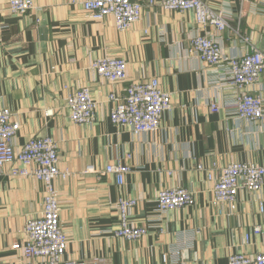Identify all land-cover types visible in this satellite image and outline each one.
Returning <instances> with one entry per match:
<instances>
[{
    "label": "crops",
    "instance_id": "crops-1",
    "mask_svg": "<svg viewBox=\"0 0 264 264\" xmlns=\"http://www.w3.org/2000/svg\"><path fill=\"white\" fill-rule=\"evenodd\" d=\"M31 1L28 14L13 15L7 0H0V106L20 124L16 149L33 137L48 136L57 145L59 168L69 173L55 182L68 239L64 262L227 264L231 253L264 252V209L259 207L264 190H241L234 210L216 207L206 171L196 169L200 164L217 175L230 163L264 165V120L237 119L233 93L218 88L224 70L189 53L190 39L203 33L193 12L165 11L144 0L141 20L117 31L110 17L91 20L84 0ZM202 1L228 18L231 27L220 35L226 56L249 51L243 37L264 53V0ZM104 56L127 61L128 81L158 78L170 94L171 109L157 131L135 136L111 124L113 104L107 97L111 92L123 96L128 82L107 83L93 73L92 63ZM83 87L97 103L92 125L73 124L65 107L66 97ZM250 92L264 99V74ZM211 104L219 112H212ZM47 111L52 115L45 116ZM117 161L131 169L122 186L105 173ZM8 170L0 173V264H14L17 253L10 247L24 239L26 222L39 217L43 205L42 185L11 177ZM172 187L190 192L194 204L157 212V193ZM122 198L137 201L130 220L149 229L138 241L112 234ZM255 227L260 234H253ZM174 251L180 254L177 261L170 256ZM163 255L171 258L164 263Z\"/></svg>",
    "mask_w": 264,
    "mask_h": 264
},
{
    "label": "built area",
    "instance_id": "built-area-1",
    "mask_svg": "<svg viewBox=\"0 0 264 264\" xmlns=\"http://www.w3.org/2000/svg\"><path fill=\"white\" fill-rule=\"evenodd\" d=\"M144 0H84L83 10L96 22L110 17L117 31H126L141 20ZM244 2L245 0H241ZM147 6H159L165 11L193 12L197 27L203 31L190 39L189 53L210 67L223 69L218 88L230 90L233 95L234 115L237 119L249 123L264 120V99L252 94L250 89L264 74V53L260 52L249 40L242 41L249 46L243 55H225L220 45V35L230 28L225 14L210 7L202 0H145ZM8 11L13 15H26L34 7L31 0H7ZM235 33H239L235 30ZM93 73L107 83H127L123 96L111 92L107 101L113 104L109 120L116 128H129L135 135L153 133L158 130L163 115L171 109L170 94L160 87L158 78L142 81H128V63L123 58L104 56L91 65ZM65 107L70 121L75 125H92L96 120L97 103L92 98L88 87H83L69 94ZM210 110L219 112L217 104H211ZM52 111L45 112L51 116ZM20 124L8 109L0 106V173L9 167L11 177L32 178L43 187V205L39 217L30 219L24 226L25 235L21 242L13 243L10 250L17 253L14 264H79L64 262L68 248V239L60 221V203L55 187L56 180H65L67 171L59 168V157L55 141L48 136L33 137L19 149L14 146V139ZM198 171H206L208 181L212 183L211 203L216 207L227 206L234 210L241 190L257 193L264 190V165L252 163H230L219 169L216 175L212 169L198 164ZM127 164L117 161L105 168L106 174L115 177L119 186L124 185L125 177L130 172ZM90 169L86 172H89ZM194 204L193 195L182 187L166 188L157 193V212L164 213ZM137 201L122 198L116 204L117 227L113 236L125 241H138L149 233L147 227L137 226L130 220ZM260 211L264 209L259 203ZM163 230L159 228V233ZM253 234L261 233L260 227L253 229ZM250 235H245L248 243ZM179 252L170 256L177 261ZM171 257L163 255L166 263ZM99 261L96 260L95 263ZM227 264H264V252L247 255L231 253Z\"/></svg>",
    "mask_w": 264,
    "mask_h": 264
}]
</instances>
